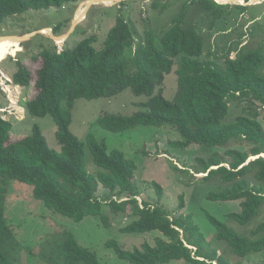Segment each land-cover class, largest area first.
<instances>
[{
	"label": "trees",
	"instance_id": "obj_1",
	"mask_svg": "<svg viewBox=\"0 0 264 264\" xmlns=\"http://www.w3.org/2000/svg\"><path fill=\"white\" fill-rule=\"evenodd\" d=\"M74 0H0V24L9 16L29 9L63 6ZM242 1V0H241ZM248 2L249 0H243ZM242 1V2H243ZM171 0L154 2L164 12ZM200 2L216 21L229 14L230 5L215 0H186L173 24L160 33L146 31L136 44V33L121 15L110 27L102 44L96 47L97 35L84 37L74 48L61 51L44 47L40 51L42 64L36 71V95L25 103L26 114L51 115L57 124L56 137L61 148H52L41 127L35 124L30 134L11 140L12 123L0 114V264H13L8 246L14 237L5 218L7 184L17 179L33 185V196L55 212L81 221L88 215H99L105 225L104 204L115 212L130 208L132 220L121 227L122 232L159 231L154 244L144 242L141 247L125 249L116 240L106 244L117 255L132 264H157L171 260H187L196 264H233L208 246L200 227L188 214L171 218L160 206L148 202L140 204L134 182L137 164L120 149L109 150L104 141L88 134L86 142L71 130L72 108L81 97L112 96L126 88L135 94H146L149 99L139 103L140 109L131 115L106 113L100 124L113 132H124L137 125L173 126L182 135L174 144L182 148L192 143L203 146L226 147L224 153L213 151L207 158L199 157L205 180L219 176L225 187L210 192L214 201H240L239 211L228 216L242 225L250 223L264 203V125L260 109H264V50L251 48L239 42L227 48L219 61L201 33L187 27L188 7ZM242 7L243 5H236ZM226 8V9H225ZM237 51L231 57V53ZM206 55L205 58H202ZM212 56V57H211ZM211 57V58H210ZM176 69L178 88L173 99L162 93L166 74ZM12 79L16 85L28 86L32 70L18 61ZM244 102L247 111L231 121H223L230 103ZM243 141L245 149L231 142ZM94 162L104 168L96 173L86 166V147ZM257 156L249 160L250 156ZM116 194H127L129 199L103 203L96 197L99 186ZM155 186L161 196L160 184ZM183 207V203H181ZM217 230V238L227 242L231 250L246 257L264 253V221L250 233L243 235L225 221L208 214ZM197 247L193 256V248ZM62 264H102L92 250L82 246L70 231H64L57 241ZM57 254V255H58ZM209 260V261H207Z\"/></svg>",
	"mask_w": 264,
	"mask_h": 264
},
{
	"label": "rangeland",
	"instance_id": "obj_2",
	"mask_svg": "<svg viewBox=\"0 0 264 264\" xmlns=\"http://www.w3.org/2000/svg\"><path fill=\"white\" fill-rule=\"evenodd\" d=\"M186 0H171L170 6L160 12L153 3H165L166 0H119L113 5L99 0H74L63 6H52L42 9H29L21 14L7 17L0 24V37L18 38L21 49L16 55L7 53L0 62V114L12 123L11 140H16L32 132L35 124L41 130L52 148H61L56 137L57 124L51 115L33 116L26 114L25 103L33 98L36 71L42 64L40 51L46 47L61 51L74 48L84 37L97 35L94 42L99 47L105 39L110 27L116 22L118 15L123 16L136 33V44L143 39L145 32L152 30L160 33L173 24V18L181 11ZM217 3L228 4L229 14L213 21L200 2L188 7L184 24L194 28L206 39V49L211 47L219 61L227 48L236 42L239 46L264 50V0L252 3L215 0ZM236 5H243L236 7ZM85 8L78 18L81 9ZM226 9V8H225ZM50 28L51 32L45 31ZM58 37L62 40H58ZM60 41V42H59ZM237 51L231 53L235 56ZM203 55L202 58H205ZM212 57V56H211ZM210 57V58H211ZM18 61L23 62L32 70L31 83L23 87L13 83V72L18 68ZM166 74L163 87H157L154 94L162 93L167 99H173L178 88L176 69ZM264 72V65L260 68ZM149 99L146 94H135L126 88L112 96L96 98L81 97L75 100L72 108L71 130L86 142L88 134L97 140L104 141L109 150L120 149L137 164L134 182L137 187V199L140 204L145 202L165 209L171 218L180 214L193 217L200 227L208 246L215 248L233 264H264V253L258 252L241 257L235 254L227 242L217 238V230L208 218L214 215L225 221L229 226L243 235L264 221V203L260 212L248 224L242 225L230 218V211H239L240 201H214L208 198L210 192H218L225 187L219 176L205 180V172L200 169L198 158H207L213 151L224 153L226 147L203 146L192 143L185 148L177 146L174 141L182 139L180 132L173 126L137 125L124 132H113L104 128L99 118L106 114L131 115L140 109L139 103ZM247 111L244 102L230 103L229 113L223 121H231L237 115ZM260 119L264 125V109H260ZM245 149L250 143L243 141L231 142ZM264 157V152L260 154ZM257 156H250L249 160ZM86 166L90 172L96 173L104 168L98 166L93 159L89 147H86ZM155 183L162 187L160 196ZM5 218L12 227L14 237L8 246V255L13 264H62L58 254L57 241L64 231L74 234L77 241L92 250L102 264H132L120 258L114 247L106 243L116 240L125 249L141 247L144 242L154 244L161 236L159 231L122 232L120 229L132 220L130 208L127 211L115 212L108 204H104V214L109 224L105 225L99 215H88L81 221H75L48 208L43 201L33 196V185L10 179L7 184ZM96 197L103 203L111 200H126L127 194H116L99 186ZM183 203V207H181ZM188 244V243H187ZM189 245V244H188ZM193 248V256L198 259ZM58 254V255H57ZM209 261V260H207ZM157 264H196L187 260H171ZM213 264H218L216 261Z\"/></svg>",
	"mask_w": 264,
	"mask_h": 264
},
{
	"label": "bare ground",
	"instance_id": "obj_3",
	"mask_svg": "<svg viewBox=\"0 0 264 264\" xmlns=\"http://www.w3.org/2000/svg\"><path fill=\"white\" fill-rule=\"evenodd\" d=\"M119 0H99V2L102 3H109L110 5L115 4L116 2H118ZM221 1H234V2H242L241 0H221ZM260 0H251L252 3L254 2H258ZM85 10V8L81 9L78 15V18L81 16V14L83 13V11ZM45 31H47L48 33L51 32L50 28L45 29ZM58 40L62 41L59 37ZM19 39L18 38H2L0 37V62H2V60L4 58H6L7 53L12 54L13 56L17 54V52L21 49L20 45H19ZM59 41V42H60Z\"/></svg>",
	"mask_w": 264,
	"mask_h": 264
},
{
	"label": "built area",
	"instance_id": "obj_4",
	"mask_svg": "<svg viewBox=\"0 0 264 264\" xmlns=\"http://www.w3.org/2000/svg\"><path fill=\"white\" fill-rule=\"evenodd\" d=\"M142 205V204H141Z\"/></svg>",
	"mask_w": 264,
	"mask_h": 264
},
{
	"label": "water",
	"instance_id": "obj_5",
	"mask_svg": "<svg viewBox=\"0 0 264 264\" xmlns=\"http://www.w3.org/2000/svg\"><path fill=\"white\" fill-rule=\"evenodd\" d=\"M257 158V157H256Z\"/></svg>",
	"mask_w": 264,
	"mask_h": 264
}]
</instances>
